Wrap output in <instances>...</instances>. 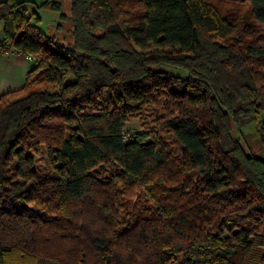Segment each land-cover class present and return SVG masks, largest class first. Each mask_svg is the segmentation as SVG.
I'll return each mask as SVG.
<instances>
[{
    "label": "trees",
    "instance_id": "16d2710c",
    "mask_svg": "<svg viewBox=\"0 0 264 264\" xmlns=\"http://www.w3.org/2000/svg\"><path fill=\"white\" fill-rule=\"evenodd\" d=\"M69 1L66 43L0 1V264H264V0Z\"/></svg>",
    "mask_w": 264,
    "mask_h": 264
},
{
    "label": "rangeland",
    "instance_id": "374dc122",
    "mask_svg": "<svg viewBox=\"0 0 264 264\" xmlns=\"http://www.w3.org/2000/svg\"><path fill=\"white\" fill-rule=\"evenodd\" d=\"M17 1H22V0H17ZM24 1H27L28 15L30 16L33 15V13H35L39 16V22H37V27L43 33H45L47 36L54 37L59 42L66 43L67 41L70 40V24L67 21H61V22L59 21L60 13L65 15L69 14V7H70L69 0H60L61 3L60 13L40 8V3L44 0H24ZM151 50H159V49L151 48ZM164 69L168 70L171 74L174 75H178L181 77L186 76V72L179 68L165 67ZM159 112H160L159 109L156 108L154 105H149L148 107L144 108V110L140 114L132 115L129 117L126 123V130L128 131V133L143 131L147 127V125L150 126L151 117ZM163 137L168 142L171 141L170 134H163ZM232 137L234 139H237L247 152L249 151L250 153L257 155L258 157L264 158V149L260 141V132H259L258 123H251L245 125L239 130L234 127L232 130ZM35 167L37 169H43L44 160L37 161ZM260 255L262 256L260 257ZM263 255H264V251H262L261 254L258 253V256L260 258L258 260H261Z\"/></svg>",
    "mask_w": 264,
    "mask_h": 264
},
{
    "label": "crops",
    "instance_id": "0c3cea01",
    "mask_svg": "<svg viewBox=\"0 0 264 264\" xmlns=\"http://www.w3.org/2000/svg\"><path fill=\"white\" fill-rule=\"evenodd\" d=\"M31 67L32 62L24 54L10 49L0 51V96L18 91Z\"/></svg>",
    "mask_w": 264,
    "mask_h": 264
},
{
    "label": "built area",
    "instance_id": "2783aa9c",
    "mask_svg": "<svg viewBox=\"0 0 264 264\" xmlns=\"http://www.w3.org/2000/svg\"><path fill=\"white\" fill-rule=\"evenodd\" d=\"M0 47H1V44H0ZM27 58V60H30V57L29 56H25Z\"/></svg>",
    "mask_w": 264,
    "mask_h": 264
}]
</instances>
